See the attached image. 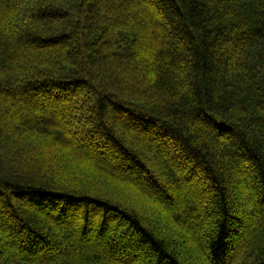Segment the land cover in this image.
Wrapping results in <instances>:
<instances>
[{"label": "trees", "instance_id": "16d2710c", "mask_svg": "<svg viewBox=\"0 0 264 264\" xmlns=\"http://www.w3.org/2000/svg\"><path fill=\"white\" fill-rule=\"evenodd\" d=\"M0 264H264V0H0Z\"/></svg>", "mask_w": 264, "mask_h": 264}]
</instances>
